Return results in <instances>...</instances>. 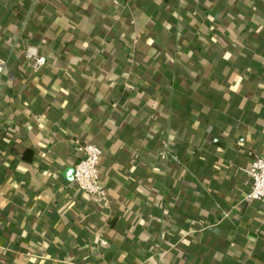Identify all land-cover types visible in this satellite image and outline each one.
<instances>
[{"label": "crops", "instance_id": "0c3cea01", "mask_svg": "<svg viewBox=\"0 0 264 264\" xmlns=\"http://www.w3.org/2000/svg\"><path fill=\"white\" fill-rule=\"evenodd\" d=\"M5 78L0 264H264V0H0Z\"/></svg>", "mask_w": 264, "mask_h": 264}, {"label": "built area", "instance_id": "2783aa9c", "mask_svg": "<svg viewBox=\"0 0 264 264\" xmlns=\"http://www.w3.org/2000/svg\"><path fill=\"white\" fill-rule=\"evenodd\" d=\"M33 1L36 4H41L48 0ZM24 57L33 71L40 70L46 64V58L39 53L36 47L31 45L26 46ZM74 144L75 151L79 155V160L73 167L74 186L86 196L100 202L103 207H107L106 190L100 183L98 168L101 150L90 142H75ZM246 175L250 185L244 197L245 201L264 204V154L253 158Z\"/></svg>", "mask_w": 264, "mask_h": 264}, {"label": "trees", "instance_id": "16d2710c", "mask_svg": "<svg viewBox=\"0 0 264 264\" xmlns=\"http://www.w3.org/2000/svg\"><path fill=\"white\" fill-rule=\"evenodd\" d=\"M38 5H39V6H43V3L38 4ZM36 45H38V47L40 46V47L42 48V50L45 51V46H44L43 43H37ZM164 63H165V64H169V63H170V58H169L168 55L164 57ZM7 75H8V74L6 73L5 76L8 77ZM5 80H6V78L0 81V84H1V86H2L3 88H4L5 83H6ZM0 88H1V87H0Z\"/></svg>", "mask_w": 264, "mask_h": 264}, {"label": "water", "instance_id": "95a60500", "mask_svg": "<svg viewBox=\"0 0 264 264\" xmlns=\"http://www.w3.org/2000/svg\"><path fill=\"white\" fill-rule=\"evenodd\" d=\"M68 172L70 173V175H72V179H73V168H71L70 171L68 170Z\"/></svg>", "mask_w": 264, "mask_h": 264}]
</instances>
